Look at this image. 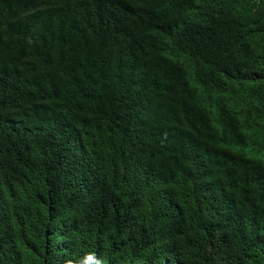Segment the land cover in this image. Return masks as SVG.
Returning <instances> with one entry per match:
<instances>
[{
    "label": "trees",
    "instance_id": "1",
    "mask_svg": "<svg viewBox=\"0 0 264 264\" xmlns=\"http://www.w3.org/2000/svg\"><path fill=\"white\" fill-rule=\"evenodd\" d=\"M89 252L264 264V0H0V264Z\"/></svg>",
    "mask_w": 264,
    "mask_h": 264
},
{
    "label": "clouds",
    "instance_id": "2",
    "mask_svg": "<svg viewBox=\"0 0 264 264\" xmlns=\"http://www.w3.org/2000/svg\"><path fill=\"white\" fill-rule=\"evenodd\" d=\"M136 106H137V109L139 111L140 116L142 117V120L144 121L147 118L146 115L139 110L138 104H136ZM136 128H137V125H136ZM139 137L143 138V134H141ZM224 140L229 141L230 143H232V142L241 143L240 141H238L235 138L234 135L225 136ZM249 156L254 157V155H249ZM220 157H222L224 165H226L230 161H239L240 163L244 164L243 158L241 155H239L238 153L231 154L226 149V147H224L222 153L220 154ZM62 227H63V224H58V225L52 227L50 230V239L49 240L56 241L57 235L60 234L62 231ZM65 264H104V262H103V259L101 257H99L95 252H89V253H86L83 257H80L76 261L69 258L65 261Z\"/></svg>",
    "mask_w": 264,
    "mask_h": 264
}]
</instances>
